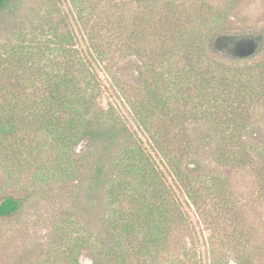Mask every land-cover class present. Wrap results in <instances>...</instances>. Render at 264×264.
Instances as JSON below:
<instances>
[{
    "label": "trees",
    "instance_id": "1",
    "mask_svg": "<svg viewBox=\"0 0 264 264\" xmlns=\"http://www.w3.org/2000/svg\"><path fill=\"white\" fill-rule=\"evenodd\" d=\"M17 1L0 0V22ZM73 1L91 11L96 8L92 0ZM50 2L54 8L55 0ZM123 21L118 19L120 32ZM198 25L193 29L179 20L160 31L175 37L188 68L160 71L155 82L141 81L137 92L132 85L115 83L132 113L135 131L113 106L98 105L100 77L76 48L72 29L64 32L48 20L56 46L39 42L31 26L26 38L0 41V163L15 177L19 170L33 169L39 179L78 181L86 200L100 207L98 231L83 234L67 227L59 236V254H48L44 264H81L86 247L93 252L88 254L91 264H160L166 256L176 264H190L197 255L183 201L138 132L204 222L218 231L221 220L230 216L233 225L225 229V237L237 243L231 249L242 264H254L261 248L252 245L258 232L246 228L242 192L233 194L226 172L197 173L187 159L202 150L191 133L192 124L198 123L207 133L197 137L214 143L213 160L220 170L246 173L247 183L258 186L256 200L264 206V65H226V60L238 57L219 51L210 23ZM84 28L97 37L101 25L87 21ZM239 42L243 48L253 45L252 40ZM53 49L55 58L48 56ZM94 50L99 61L107 59L106 50ZM171 53L169 48L157 59L170 61ZM21 207L16 196L0 198V219ZM214 252L215 246L209 249L210 255Z\"/></svg>",
    "mask_w": 264,
    "mask_h": 264
},
{
    "label": "rangeland",
    "instance_id": "2",
    "mask_svg": "<svg viewBox=\"0 0 264 264\" xmlns=\"http://www.w3.org/2000/svg\"><path fill=\"white\" fill-rule=\"evenodd\" d=\"M92 4L96 7L93 11L88 10L87 5L74 3L73 0H55L54 8L50 0H18L0 22V41H14V36L26 38L29 33L27 26H31L30 31H36L39 42L52 44L54 40L47 27L48 20L60 25L64 32L72 29L76 34V48L89 59L100 77L102 93L98 105L103 108L113 106L130 131L137 130V127L128 104L114 88L115 83L132 85L137 92L141 81L155 82V74L160 71H182L188 68L181 47L175 45V37L168 38L160 33L174 21L181 20L193 29L200 27L198 24L201 21L210 23L213 28L210 32L219 39V51L238 57L226 60V65H264V0H92ZM80 10H84L82 15L79 14ZM118 19H125V24H121V32ZM87 21L100 23L101 30L97 31V37L85 31ZM240 40H252L253 48L247 44L244 51L241 50L243 52H235L236 43ZM94 47L106 50L107 59L99 61ZM169 48L172 52L170 61L157 59L160 53L164 54ZM48 56L55 58L57 50L53 49V53ZM43 62L42 59L40 63ZM151 62L155 63L153 69L149 67ZM191 131L202 150L189 157L187 164L197 173L223 171L230 175L233 194L242 192L244 206L241 210L246 218V228L258 232L253 235L252 245L260 246L261 252L257 254L254 264H264V206L256 200L258 186L247 183L249 176L244 172L220 170L213 160L214 143L197 137L199 133H207L206 128L202 129L198 123H193ZM138 133L183 201L194 228L196 239L193 246L197 255L189 259L190 264H242L231 249L237 243L225 237L227 228L231 230L233 225L230 216L226 214L224 221L221 220L219 236L214 226L204 222L196 209L189 205L174 175L166 169L146 136ZM77 182L39 179L33 169L27 172L19 170L18 177H15L13 170L9 171L0 163V198L13 195L22 200V207L16 214L0 219V264H44L48 254L51 253V258L59 254V236L67 227L83 234L98 231L100 207L95 201L89 203L86 200L83 192L85 187ZM218 237L224 239L216 241ZM188 245L192 246L189 242ZM213 246L217 252L210 255L209 249L212 250ZM88 254L92 255L93 252L86 247L80 256L81 264H91L92 257ZM170 258L173 259L168 256L161 258L159 263L176 264Z\"/></svg>",
    "mask_w": 264,
    "mask_h": 264
},
{
    "label": "flooded vegetation",
    "instance_id": "3",
    "mask_svg": "<svg viewBox=\"0 0 264 264\" xmlns=\"http://www.w3.org/2000/svg\"><path fill=\"white\" fill-rule=\"evenodd\" d=\"M242 46H243V44H242ZM242 46H241V45L236 46V47H235V52H236V51H241V50L244 51L245 47L243 48ZM243 51H241V52H243Z\"/></svg>",
    "mask_w": 264,
    "mask_h": 264
}]
</instances>
